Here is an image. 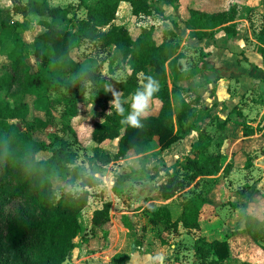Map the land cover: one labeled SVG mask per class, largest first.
<instances>
[{
  "label": "trees",
  "instance_id": "obj_1",
  "mask_svg": "<svg viewBox=\"0 0 264 264\" xmlns=\"http://www.w3.org/2000/svg\"><path fill=\"white\" fill-rule=\"evenodd\" d=\"M164 1L174 6L183 5L182 0ZM122 2L129 3L133 15L139 18L152 16L155 12L166 18L153 0H96L93 4L86 1V14L79 18L72 9L52 7L49 0H28L26 11L18 9L17 13L45 17L38 23L43 29L35 36V51L31 57L24 53L25 45L20 36L21 30L28 29L27 23L15 21L13 11L16 10L0 4V50L5 43L11 46L4 54L0 51V57L6 59L0 63V92L14 89L13 96L18 97L14 104L9 98H0V264H64L66 261L70 264L77 247L76 239L82 230L81 214L92 197L89 188L102 184L97 176L77 174L69 182L72 185L79 182L81 190L63 191L58 197L51 175L61 164H74L79 155L70 149L69 141L64 138L48 141L40 137L47 136L45 129L53 123L52 113L60 108L70 118L68 126L74 142L84 147L74 125L83 100L69 96L78 81L62 77L83 72L86 61V56L81 54L83 46L95 45L104 49L115 46L122 54L121 68L125 70L126 78H102L97 82L96 99L104 106L109 104L112 92L119 91L122 98H129L148 76L155 78L160 86L152 100L154 111L141 118L143 127L133 128L121 123L119 114L94 122L90 141L92 139L98 146L90 159L91 164L106 166L125 158L130 152L147 154L152 151L155 140L163 150H168L182 139L195 117V109L186 102L184 89L177 84L192 77L193 71L180 67L185 53L173 38L175 32L164 30L160 38L157 28L149 26L143 27L141 33L132 38L126 27L116 24ZM221 6L222 2L207 10L189 5L185 24L190 36L212 38L218 31L237 35L240 13L237 4L233 3L230 8ZM72 19L76 23L74 30L58 31V24ZM257 41L264 55V16ZM129 106L130 103L124 107L128 109ZM16 120L25 125L20 126ZM222 128L225 130V126ZM244 134L245 137L254 136L255 129L245 126ZM213 138L214 134L207 129L199 132L198 155L188 159L184 171L168 172L167 181L158 187L156 193L163 200L173 199L198 179L215 181L212 177L216 174L231 172L233 164L228 163L224 154L210 152ZM115 139H119L116 153L100 146ZM245 148L244 152L249 156L247 164H250L252 153L258 148L264 149V134L248 140ZM49 150H52L49 157H39ZM127 177L128 174L122 175L114 191ZM215 189L216 185L203 196L196 194L187 199L175 221L171 220L167 206L152 210V223L159 220L166 223L160 234L164 244L163 233H179L180 225L187 230L200 229L202 206L209 202ZM111 208L112 202L107 201L97 209L92 218L93 226L108 229L112 222ZM245 236L253 248L244 250L241 240ZM137 246L143 248V241L138 240ZM195 255L202 264H224L229 260L254 264L248 260L253 255L264 259V216H245L243 232L235 231L225 240L208 241L200 237ZM128 260L127 253H119L114 258L116 264H127Z\"/></svg>",
  "mask_w": 264,
  "mask_h": 264
},
{
  "label": "rangeland",
  "instance_id": "obj_2",
  "mask_svg": "<svg viewBox=\"0 0 264 264\" xmlns=\"http://www.w3.org/2000/svg\"><path fill=\"white\" fill-rule=\"evenodd\" d=\"M50 1L52 5L72 9L79 18V16L83 17L86 14V1L93 4L96 0ZM153 1L156 2V0ZM182 2L183 5L179 7H183L184 11L176 16V20H166L158 12H155L151 17L137 19L128 8H121L119 22H122V26L129 30L132 38L143 27L139 26V24L154 25L159 32L160 38L164 30L173 29L177 33L174 34L173 38L182 45L185 54L187 53V58H189V60L187 59L189 61L187 64L195 65L194 63H196V65H204L208 57L204 49H196L197 54L190 55L192 51L188 49L189 44H186L187 36L189 37V32H187L185 27V21L189 16L188 6L210 10L221 2L223 4L221 7L225 8H230L233 3H236L240 11L237 19L238 39L243 40L246 45H250L253 50L249 54L251 55L249 58L247 50L235 46L236 57H221L220 60L226 64L230 62H233V64L237 62L244 64L249 59H252L257 66V70H253V80H264L263 76H261V71H264L263 62L261 58H256L259 55L256 37L263 20L264 0H182ZM0 4L4 8L16 10L13 11L15 21L27 23L28 29L21 30L20 36L25 45L24 53L31 57L35 51V36L43 29L38 23L41 19H45V17L36 14L25 16L24 14L17 13L18 9L26 11L28 0H0ZM51 20L49 19V21ZM75 26V20L72 19L61 22L57 25V29L58 31L68 32L74 30ZM218 32V40L209 43L210 45L216 44L218 46L220 44V46H224L230 40V37L225 36L224 32ZM10 49V44L5 43L0 51L4 54L10 51ZM81 51L86 56L83 72L76 75H62V77L66 80L78 81L71 92H69V96L71 99L83 100L81 112L74 120V125L79 132L84 147H80L74 142V137L70 133L68 126L70 118L65 114L64 109L59 108L52 113L53 123L45 129L47 136H40L48 141L50 138L55 137L64 138L69 141L70 149L76 151L79 155L74 164H61L51 175L58 197L63 191L70 190L77 192L81 190L79 182L75 185L69 182L74 175L90 174L102 180L100 186L89 188L92 198L89 206L86 208V212L81 214L82 230L76 239L77 247L72 254L73 261L81 260L80 264H113V255L122 249L125 243V234L127 232L125 225L132 229V226H129L133 225L131 221H135L140 224L137 228V233L139 232L138 237L141 236L140 238L145 241L146 245L152 241L151 250L155 251L154 254H149L143 261L140 260L139 264H165L157 263L156 261V257H160L161 255L164 256V260L170 261L171 264H202L195 255V246L198 244L199 236L206 233V239L226 238L232 232L233 235L236 230H241L244 227L245 215L250 210L260 217L264 215V207H261L262 196L260 189L256 190L255 194L246 198V193L250 189L251 184L264 181V149L258 148L254 151L251 155L252 162L247 164L249 156L241 154L242 152L238 147L239 144L235 146L237 141L245 139L243 128L250 125L249 123L255 125L254 129L259 132V135L264 131V86L254 88L252 91L254 82H251L244 89V91L248 89L246 93L241 95L243 94L241 92V96L234 102L236 105H240L234 107L235 104L232 103L220 104L215 109L211 107L215 102L210 101V99L212 100L215 97L222 98L227 85L222 84L218 87V84H216V86H210L203 90L194 88V90H190L187 97L196 107V116L189 123L186 128L187 132L182 134V139L178 143L168 150H163L158 140H155L152 151L147 154L136 155L134 152H130L125 158L115 160L106 166L100 164L93 165L90 163V159L94 156V149L98 144L92 141V139L90 141L92 126L95 121H103L109 115L118 114L111 104L114 99L113 95L107 106L97 101V82L102 78L121 79L126 74L121 68V59L116 58L114 51L95 45L83 46ZM230 59H233V61ZM3 60L6 59L0 57V63H4ZM240 90V80L238 78L234 91L238 94ZM13 93L14 89L1 91L0 98H9L10 102L14 104L18 100V97L13 96ZM119 96L121 99H124L120 94ZM126 99H129L130 103V97ZM30 102H33V98L30 99ZM89 104L93 105L91 109H88ZM153 111L154 106L150 103L148 113ZM229 114L233 116L231 117ZM229 121L231 123H228ZM15 122L20 126L25 125L22 121L16 120ZM223 126H225L226 131L222 128ZM202 129H207L214 134L210 152L222 153L225 156L234 154V168L230 173L225 175L223 172L218 173L215 176V181L211 179H198L185 191L177 194L172 202L167 205L171 213V220L179 216L183 204L187 199L196 196V194L203 196L214 185H217L216 189L220 187V193L223 198L220 195L221 199H215V204L205 203L202 206L205 209L203 211L204 228H200L197 231L183 230L180 233L163 234L165 241L167 240V243L163 244L159 239V235L164 230L163 227L166 223L163 220H159L158 222L163 224L160 227L151 223L154 217L152 210L159 207L155 205L153 207L147 199L156 195L155 198L159 199L156 200V205H163L165 203L156 193L159 184L167 181L168 172L173 173L176 170L180 172L184 171L188 159L198 155L196 142L198 134ZM118 143L119 139L115 141L107 140L100 146L105 151L108 150L113 153V151H117ZM51 154L52 150H49L41 153L39 157L45 158ZM97 161L98 163L100 162L99 159ZM127 174L129 177L125 179V182L119 184L114 191L113 186H115L116 182L122 175ZM108 200L112 202V222L109 225V229H106L107 231L104 232L93 226L91 217L94 210L101 207L103 202ZM147 205L150 206L145 209ZM126 212L132 216H128L129 218L124 216L123 218L122 215ZM144 234H147V236ZM145 237H148V239L145 240ZM241 241L243 242L244 250L253 248L252 242L247 237ZM258 253L260 251H257ZM135 261L137 262V260ZM237 263L230 262L229 260L224 264Z\"/></svg>",
  "mask_w": 264,
  "mask_h": 264
},
{
  "label": "crops",
  "instance_id": "obj_3",
  "mask_svg": "<svg viewBox=\"0 0 264 264\" xmlns=\"http://www.w3.org/2000/svg\"><path fill=\"white\" fill-rule=\"evenodd\" d=\"M49 3L52 7H61V6H58V5H52L51 4V1L49 0ZM155 5L162 11V13L164 14V16L166 17V20H176V16H178L180 13H183L184 11V8L183 7H177V6H174V5H171V4H168L166 3L164 0H156L155 2ZM176 7V8H175ZM62 8H65V7H62ZM121 8H128L131 13H132V8L130 6L129 3L127 2H122L121 6H120V9ZM120 12V10H119ZM119 12H118V15H117V19H116V24L122 26V22H119ZM133 14V13H132ZM134 16V15H133ZM264 16V15H263ZM136 17L137 19H142V18H145V17H137V16H134ZM151 17V16H149ZM188 18V17H187ZM42 20V19H41ZM187 20V19H186ZM186 22V21H185ZM263 22V20H262ZM261 22V24H262ZM139 26H143V27H149L147 25H141L139 24ZM151 26H154V25H151ZM141 27V29L143 28ZM185 27H186V24H185ZM173 30V29H172ZM186 30L187 32H189V37L187 36V41H186V44H189L188 45V49H190L192 52L190 53L191 54H194L196 53V49H204L205 53L208 54V57H207V60H206V63L204 65H196V63H194L195 65H188L187 63L189 62V58H187V53L185 54V58H183L181 61H180V67L183 69V70H191L193 71V75L192 77L190 78H187V79H182L180 81L177 82V84L184 89V97H185V100L186 102L191 105L194 109H195V116H196V107L195 105H193L190 100L188 99L187 97V94L190 93V90H194V88H200V90H203L207 87H210V86H216V84H218V87L222 84H226L227 85V88L225 89L224 91V94L222 96V98H213L212 100L210 99V101H214L215 103L212 104V108L215 109V107L217 105H220V104H229V103H232V104H235L234 107L240 105V104H237L234 103L241 95H244L246 93V91L248 90H245V87L247 85H249L251 82H254L253 83V87H252V91L254 88H258L260 86H264V80H253V70H257V66L255 65V63L253 62L252 59H249V61L245 62L244 64H240V63H235L233 64V62L231 63H224L221 59V57L225 58H231L232 56L233 57H236V50H234V47L235 46H239L240 48H242L243 50H247V56L250 58L251 55H249L253 49H251L250 45H246V43L243 41V40H240L238 39V36H239V33L236 35H228L227 33H225V31H222L224 32V35L225 36H228L230 37L229 41H227V43L224 44V46H220V44L217 46L216 44H213V45H210L209 43H212V42H216L218 40V37H217V34L219 32L216 33V35L212 38H204V39H198V38H193L190 36V30L187 29L186 27ZM260 30V28L258 29ZM174 31V30H173ZM175 32V31H174ZM239 32V31H238ZM259 32V31H258ZM141 33V30L139 33H137V35L134 37L136 38L139 34ZM175 34H177L175 32ZM257 39V37H256ZM256 43H257V52L259 55L256 56V58H261V61L263 62V67H264V55L260 52L259 50V47H260V44L258 43V41L256 40ZM181 45V44H180ZM109 50L111 51H114V53H116V58L119 60L121 59V66H122V54L120 52V50L115 47V46H110L108 47ZM82 50V49H81ZM116 51V52H115ZM181 51L185 53V51L182 49V45H181ZM81 54L82 51H81ZM197 54V53H196ZM261 56V57H259ZM188 59V60H187ZM231 61H233V59H230ZM125 72V70H124ZM126 74V72H125ZM261 76H263L264 78V71L262 72L261 71ZM126 78V75L124 77H122L121 79H117V80H123ZM239 78L240 80V87H241V90L240 92L237 94L235 93L234 91V86H235V83L237 82V79ZM233 86V87H232ZM233 90V91H231ZM120 95L121 93L119 91H117ZM241 92L243 94H241ZM241 94V95H240ZM218 95H220L218 93ZM151 104L153 106V102L151 101ZM214 106V107H213ZM218 108V107H216ZM148 113V112H147ZM152 113V112H150ZM229 116H233V115H230ZM225 119H227V117H225ZM228 123H231V121H229ZM252 128H254V124L253 123H249ZM244 130V128H243ZM225 131H226V128H225ZM264 134V131L262 132V134L259 135V132L255 129V135L254 136H251V137H245V139H242V141H237L235 146L238 145V147L240 148L241 150V154L242 155H247L245 152H244V149L245 148V144L248 142V140H251V139H255V138H259L260 136H262ZM198 139V138H197ZM117 140V139H115ZM115 140H112V141H115ZM242 142V143H241ZM241 143V144H240ZM118 150V149H117ZM117 151H113V153H116ZM234 152V151H233ZM227 159H228V163H232L233 164V168H234V154L232 155H227L226 156ZM233 170V169H232ZM217 175V174H216ZM215 175V176H216ZM215 176L212 177V179H215ZM216 180V179H215ZM163 183V182H162ZM160 183L159 186L162 184ZM217 187V185H216ZM260 189V194L262 196L261 198V207H264V181L263 182H258L256 184H251V187L250 189L248 190V192L246 193V198L248 196H251L252 194H255L256 190ZM113 190H114V186H113ZM222 194L220 193V187H218L217 189H215L212 194L210 195L209 197V202H206V203H210V204H215V199H221V196ZM156 196V195H155ZM155 196L153 197H150L147 199V201L154 207L155 206H167L170 204V202H172L173 199L171 200H163L165 201V203L163 205H156V200H159V199H156ZM215 196V197H214ZM92 198V197H91ZM90 198V200H91ZM151 198H153L151 200ZM223 198V196H222ZM109 201V200H108ZM107 202V201H104L103 204ZM89 204H90V201H89ZM205 205V204H204ZM89 206V205H88ZM150 206V205H147L145 207V209ZM151 206V207H152ZM103 205L101 207H98L94 210V212L97 210V209H100L102 208ZM150 207V209H151ZM205 207V206H204ZM136 210V209H134ZM143 210V209H142ZM182 210L183 208L181 209L180 213H179V216L181 215L182 213ZM203 211H205L204 208L201 209V213H200V228H204V218H203ZM86 212V209L82 212L85 213ZM93 212V214H94ZM136 212H139V211H136ZM135 213V212H134ZM93 214H92V217L93 218ZM127 214V215H125ZM123 216H127V218H129L128 216H132V215H129L127 212L125 213ZM247 215H254V216H257L259 218H263L258 216L257 214L253 213L251 210L249 212H247ZM178 216V217H179ZM178 217L176 219H173L172 221H175L178 219ZM126 218V217H125ZM112 219V218H111ZM133 223V228L130 229L128 228L126 225H125V229L127 230L126 234H125V243H124V246L122 249H120L118 252H116L112 259H113V264H116L114 262V258L117 254L119 253H127L129 255V260L127 262V264H139V261H143L149 254H154L155 251L151 250V245L153 244L152 241L148 242V245H146L145 241L142 240L139 236V232L137 233V228L138 226L140 225L138 222H135V221H131ZM245 222V221H244ZM152 223V222H151ZM159 223V222H157ZM154 224V225H157L158 227H160L161 223L159 224ZM245 228V223H244V227L241 229V230H236V231H239V232H243ZM98 229V228H97ZM109 229V228H108ZM163 229H165V226L163 227ZM101 230V229H99ZM183 230H187L185 229L184 227H182V225L179 226V233L180 232H183ZM199 230V229H198ZM101 231H104L106 232L107 230H101ZM164 231V230H163ZM162 231V232H163ZM188 231H191V230H188ZM194 231H197V230H194ZM161 232V233H162ZM160 233V234H161ZM233 233V232H232ZM232 233L230 235H232ZM164 234V233H163ZM167 235L170 234V233H166ZM173 234V233H172ZM145 236H147V234H144ZM229 235V236H230ZM228 236V237H229ZM200 237H205L206 238V233H204L203 235L199 236ZM228 237L226 238H213V239H209L207 238L208 241H214V240H225L227 239ZM148 237H145V240H147ZM159 239L160 241L162 242V238L161 236L159 235ZM138 240H142L143 241V248H138L137 246V241ZM163 243V242H162ZM166 243H167V240H166ZM165 243V244H166ZM164 244V243H163ZM76 249V248H75ZM84 250V249H83ZM75 251V250H74ZM73 257V255H72ZM71 257L70 259V264H80L81 260H78V261H73L74 259ZM163 257V258H162ZM137 260V262L135 261ZM250 261H252L254 264H264V259H259V258H255L253 256H250V259H248ZM157 263H165V264H171L170 261H166L164 260V256L161 255L160 256V259H157L156 260ZM74 262V263H73ZM230 262H234V263H237V264H242L240 261H235V260H230ZM96 263V262H95ZM177 264V263H176Z\"/></svg>",
  "mask_w": 264,
  "mask_h": 264
},
{
  "label": "clouds",
  "instance_id": "obj_4",
  "mask_svg": "<svg viewBox=\"0 0 264 264\" xmlns=\"http://www.w3.org/2000/svg\"><path fill=\"white\" fill-rule=\"evenodd\" d=\"M159 90V82L151 76L146 77L145 83L131 94L128 109L124 105L129 104V99H121L118 93L112 92L114 99L111 104L122 117L121 123L133 128L143 127L141 118L149 111L150 103ZM92 106L89 104L88 109H91ZM156 259H160V257L157 256Z\"/></svg>",
  "mask_w": 264,
  "mask_h": 264
},
{
  "label": "water",
  "instance_id": "obj_5",
  "mask_svg": "<svg viewBox=\"0 0 264 264\" xmlns=\"http://www.w3.org/2000/svg\"><path fill=\"white\" fill-rule=\"evenodd\" d=\"M64 264H69V261H66Z\"/></svg>",
  "mask_w": 264,
  "mask_h": 264
}]
</instances>
